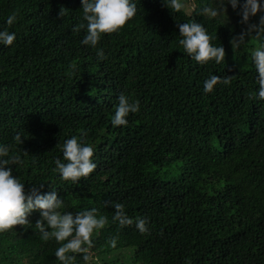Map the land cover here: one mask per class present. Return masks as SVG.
I'll use <instances>...</instances> for the list:
<instances>
[{
    "label": "trees",
    "instance_id": "trees-1",
    "mask_svg": "<svg viewBox=\"0 0 264 264\" xmlns=\"http://www.w3.org/2000/svg\"><path fill=\"white\" fill-rule=\"evenodd\" d=\"M192 2L191 12H172L163 0H135L134 17L90 47L81 43L80 0H0V29L16 33L11 46L0 45V144L21 156L10 167L26 191L43 184L62 199L61 213L106 217L87 264H264V100L251 59L260 41L233 47L247 28L239 9L209 18L199 9L217 0ZM185 22L202 24L224 46L220 64L183 52ZM211 75L230 83L204 93ZM121 93L140 109L113 126ZM72 136L92 145L96 164L76 182L62 180L54 163ZM115 203L131 225L112 219ZM140 218L144 233L135 227ZM28 219L0 232V264H61L54 253L63 242L41 238L39 210ZM72 255L86 264L82 253Z\"/></svg>",
    "mask_w": 264,
    "mask_h": 264
},
{
    "label": "clouds",
    "instance_id": "clouds-1",
    "mask_svg": "<svg viewBox=\"0 0 264 264\" xmlns=\"http://www.w3.org/2000/svg\"><path fill=\"white\" fill-rule=\"evenodd\" d=\"M83 19L86 21V34L81 43L90 47H96L101 35L117 32L127 21L134 17L137 11L135 0H80ZM163 4L172 12H180L185 9L184 0H163ZM233 10L239 9L241 22L247 24L246 30L234 36L231 41L233 47L245 45L250 36H256L260 41L251 51L252 64L256 71V82L259 86L256 90V98L264 100V14L259 16V23H249L250 18L257 13H264V0H217L215 7L205 5L200 7L199 14L209 18H217L227 12V7ZM65 15L63 7L58 16ZM17 20L15 13L9 15L5 21L7 25H13ZM178 43L183 47V52L199 64L214 61L220 64L225 58L224 46H216L205 27L198 22H185L178 24ZM75 30V29H74ZM16 39V33L7 29H0V45L11 46ZM97 58L103 60V49L96 52ZM230 83L229 78H221L211 75L203 82V92L209 93L218 84ZM114 114L111 117L113 126L127 125V117L130 113H137L140 105L137 101L123 93L117 96ZM20 132L13 139L17 144H23ZM62 157L56 158L55 171L62 180L78 181L81 177H87L96 167L92 157L94 149L92 145L84 142L82 138L72 136L66 139L62 145ZM20 155L10 154V146L0 144V232L13 226L28 223V217L34 210L40 211V219L35 222L36 228L41 232L43 240L53 238L56 242H63L55 250V257L61 264H73L75 253H82L83 260H90L88 249L91 246V237L94 232L102 228L106 223V217L96 215V209L82 212L61 213L62 199L55 190L42 192L43 184L33 185L27 191L25 184L17 176L13 175L10 165H20ZM115 214L112 217L121 227L128 226L133 220L123 210V205L115 203ZM146 219L135 221V227L144 233L147 231ZM45 225L47 226L46 230ZM115 241H113L114 245Z\"/></svg>",
    "mask_w": 264,
    "mask_h": 264
},
{
    "label": "rangeland",
    "instance_id": "rangeland-1",
    "mask_svg": "<svg viewBox=\"0 0 264 264\" xmlns=\"http://www.w3.org/2000/svg\"><path fill=\"white\" fill-rule=\"evenodd\" d=\"M185 9L188 12H191L192 11V9H193V2H192V0H186L185 1Z\"/></svg>",
    "mask_w": 264,
    "mask_h": 264
}]
</instances>
